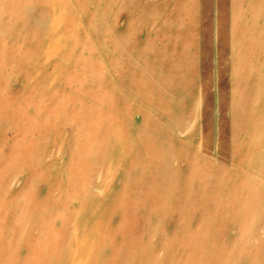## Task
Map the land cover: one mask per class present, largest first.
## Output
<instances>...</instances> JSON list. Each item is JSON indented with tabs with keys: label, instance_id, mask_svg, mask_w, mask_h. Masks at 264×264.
Returning <instances> with one entry per match:
<instances>
[{
	"label": "rangeland",
	"instance_id": "rangeland-1",
	"mask_svg": "<svg viewBox=\"0 0 264 264\" xmlns=\"http://www.w3.org/2000/svg\"><path fill=\"white\" fill-rule=\"evenodd\" d=\"M0 264H264V0H0Z\"/></svg>",
	"mask_w": 264,
	"mask_h": 264
}]
</instances>
